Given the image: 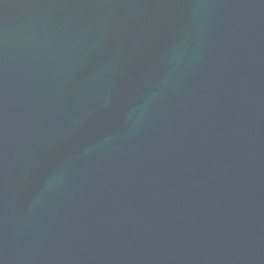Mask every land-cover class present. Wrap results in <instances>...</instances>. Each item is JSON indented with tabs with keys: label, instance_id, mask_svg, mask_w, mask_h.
I'll use <instances>...</instances> for the list:
<instances>
[{
	"label": "water",
	"instance_id": "obj_1",
	"mask_svg": "<svg viewBox=\"0 0 264 264\" xmlns=\"http://www.w3.org/2000/svg\"><path fill=\"white\" fill-rule=\"evenodd\" d=\"M0 264H264V0H0Z\"/></svg>",
	"mask_w": 264,
	"mask_h": 264
}]
</instances>
